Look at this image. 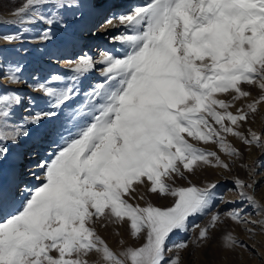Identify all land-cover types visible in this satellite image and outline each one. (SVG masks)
Segmentation results:
<instances>
[{"label":"snow or ice","instance_id":"obj_1","mask_svg":"<svg viewBox=\"0 0 264 264\" xmlns=\"http://www.w3.org/2000/svg\"><path fill=\"white\" fill-rule=\"evenodd\" d=\"M81 9L80 19L65 22V12L75 16ZM99 14L96 0H25L13 19L0 22V30L16 32L0 38L24 42L43 26L38 42L57 45L44 54L51 59L62 48L77 47L79 34L95 36L89 18ZM54 25L64 30L61 37L54 36ZM102 27L116 30L108 36L116 50H103L98 59L79 54L65 61L70 67L63 74L32 76L35 83L28 86L40 94L36 97L0 88V264H90L93 254L99 264H181L179 252L188 241L174 244L177 254L166 258L172 250L168 241L188 233L190 218L208 214L216 201L251 207L260 219H245L243 207L224 217L251 225L249 234L257 226L264 232V205L253 194L257 181L234 177L235 188L228 191L238 193L236 201L218 194L215 182L175 186L204 166L229 169L215 151L190 141L211 143L239 158L227 142L231 136L264 155L259 133L237 130L257 112L264 94L246 110H230L250 96L243 85L264 93V0H148L110 13ZM23 72L21 61L0 50V73L8 85L27 84ZM93 72L99 78L89 82ZM81 96L79 104L72 103ZM45 120L58 150L37 164L42 175H33L39 186L22 187L15 164L5 174L4 162L10 145L32 136ZM257 166L264 161L254 162L250 177ZM147 194L173 202L167 207L135 202ZM98 222L127 223L133 238L145 234L144 243L115 253L97 234ZM221 222L217 211L203 227L192 224L198 229L192 244L210 241ZM222 247L247 250L231 233L222 235Z\"/></svg>","mask_w":264,"mask_h":264},{"label":"rangeland","instance_id":"obj_2","mask_svg":"<svg viewBox=\"0 0 264 264\" xmlns=\"http://www.w3.org/2000/svg\"><path fill=\"white\" fill-rule=\"evenodd\" d=\"M24 2L25 0H0V22H6L13 19L14 17L12 16V12L21 7ZM78 2L88 3V0H78ZM111 9L112 8H109L108 12ZM76 13L78 12H75V16L77 15ZM64 15L66 17L65 22L71 23L72 20L70 19V16L73 15V12L67 11L64 13ZM106 18V16H101L98 21L104 22ZM42 27L43 26H41L40 29H34L31 33L26 35L24 42L17 41L15 43H8L7 41L0 38V50H3L8 59L18 60L22 62L24 66L23 75L27 80V84L18 85L17 87L7 85V82L4 83L0 81V88H16L19 91H22L23 93H26L33 97L39 96V93L30 94L29 92L31 88L28 85L35 83V81L32 79V76H37L43 79L50 73H66L70 66L64 65L63 62L61 64V62L59 61H71L74 60L77 55H79V53H77V55L75 54L76 56H74L75 51L73 50V48H62L59 52L58 57L49 59L44 54L49 50H56L57 45L52 43L44 44L38 42V33L40 30H42ZM16 30V27L5 26L2 28V30H0V36H2L3 34L14 33L16 32ZM52 31L54 36L57 38L61 37L64 34V30L60 26L54 25ZM82 35L83 33L79 34V42H81L82 40ZM41 57H43V63L39 62ZM98 73L96 74V76H98L99 78ZM0 77H2V73H0ZM97 80L98 79L95 78V75L91 74L89 82H96ZM242 87L243 90L250 92V96L237 101L234 104L233 108L230 109L234 114L236 108L246 110V105L248 103H251L254 100H258L260 95L264 94L258 87L255 86H249L245 84ZM221 98L229 100L230 96H223ZM82 99L83 97L81 96L80 98L74 100L72 103L79 104ZM262 104H264V101H261L259 104H257V112L255 114H250L249 120L244 123L242 127L238 128V131H241L245 135H248L249 130H251L252 132L259 133L261 135V138L264 139V117L260 122L259 115V109L261 108ZM22 110L23 109L20 110V114L24 115L25 113H23ZM33 110L37 111L39 109L34 108ZM226 139L227 142L232 145V147L236 148L241 153V156L239 158L226 156L219 151L217 146L211 143L203 144L195 141L190 142L195 143L197 147L204 148L207 151H215L224 163L229 164L228 170H225L223 168H212L209 166H204L202 170L197 171L196 175H188L186 173V175H188L187 181L177 179L175 186L186 187L188 186V182L190 181L192 184H195L198 187H203L206 183L215 182L217 184L216 191L218 194L223 195L226 201H236L238 199V193L235 190L228 191V189L230 188H235L233 178L236 177L242 179L246 183L251 182L254 179L255 175L259 174L261 171H264V166H258L259 168L256 169L255 174L251 177L249 176V172L252 170L254 162L264 161V155L261 154V149L255 147L254 145L246 146L236 137L228 136ZM23 140L24 139H22L18 145H20ZM57 150L58 146L54 149V152H56ZM25 153L26 152L24 151V156L27 155ZM6 164L7 161L4 162L3 169L5 168ZM40 183L41 182L37 183L36 185L39 186ZM256 188L253 194L261 203L264 204V189H262L263 191H257L258 189ZM141 191H143V189H141ZM247 191L251 192L252 190ZM146 201L151 202L155 206L167 207L171 206L173 198H161L156 195L147 194L144 201L135 202L140 203L141 206H144ZM241 207H244V205H241L239 203L222 204L219 201H216V204L208 214L190 218V231L188 233H177L176 235L171 236V239L168 241V247L172 250L170 252L166 251V258L175 256L177 254V250L173 247V245L179 243L181 240H185L188 241L189 247L179 252L181 264H261L259 257L255 254V250L251 249L246 243L248 239L251 238V234L248 233L247 227H245V225L243 224L238 225L235 222L224 217V213L229 211L230 209ZM217 211L221 214L222 222L219 223L218 227L211 232L212 239L208 242L200 243L199 246L193 245L192 240H194L198 236V229H193L192 224H198L203 227L209 221L212 212ZM95 228L97 234L115 253H119L127 247H139L144 243L145 234L141 233L139 238H133L130 235V230L127 223L120 225L106 223L104 227H101L100 223L98 222L95 225ZM227 233H231L235 239L247 245V250L240 247H235L231 251L225 250L222 247V235ZM255 233L257 235L256 239L258 240V242L256 241V239L254 241L260 247L261 239L264 234L261 233L260 230ZM96 264H99V258H97Z\"/></svg>","mask_w":264,"mask_h":264},{"label":"bare ground","instance_id":"obj_3","mask_svg":"<svg viewBox=\"0 0 264 264\" xmlns=\"http://www.w3.org/2000/svg\"><path fill=\"white\" fill-rule=\"evenodd\" d=\"M145 1L148 2V0H96V6L100 14L89 18L90 24L91 23L96 24V27L92 29V32L95 33V36L91 35L90 33L84 32L82 35L83 37H82L81 42L78 43L77 47L73 48V50L75 51L74 56H76L77 53L82 54V53L87 52L94 59H98L101 51L116 50L118 46L110 44L108 41V36L113 35L116 32V30L108 29L107 31H105L102 27L104 22L101 21L102 22L101 24V22L98 21L99 18H101V16L108 17V15L112 12H121V11L130 10L132 6L141 5V3L143 4ZM109 8H112V9L109 10L108 12ZM83 11L85 10L77 11L78 12L76 13L77 15L70 16V19L72 21L74 19H80L81 13ZM65 61H68V60H62L59 62H61V64L63 62L64 65L70 66L69 64L65 63ZM97 73L98 72L92 73V75H95L96 79H98V76H96ZM0 81L4 83L7 82L6 79H4L3 77H0ZM11 86L17 87L18 85H11ZM29 92L30 94L37 93V92H33L32 89H30ZM33 112H35V110H33ZM259 115H260V122H261L262 118L264 117V104H262L261 108L259 109ZM48 124H49V121L45 120L40 128L33 129L32 136L24 139L20 145H15V146L10 147L9 159L6 160L7 164L4 168V172L6 174L9 167L14 163L18 171L19 180L22 184V187L26 186V187L31 188V187L38 186L36 184L41 181L37 180L35 176H41L42 170L37 167V164L42 159H48L49 154L53 153L54 149L58 146L57 144H54L52 142V139L47 134ZM24 151L26 152L25 154H27L25 156L23 155ZM13 157H15V160H13ZM257 168L259 167L257 166ZM33 173H35V176L33 175ZM253 180L257 181V184L255 185V188L257 187L256 189H258L257 191L264 189V171H261L259 174L255 175ZM256 200L261 205H264L257 198ZM243 208H244V218L245 219H249V220L260 219L255 214V212L253 211L251 207L244 206ZM245 227L248 228V227H251V225H245ZM259 230L260 228L259 226H257L255 229V232H258ZM255 232L250 235L251 238L249 237L250 239H248L246 243L251 249L255 250V254L259 257L261 264H264V236L261 239V246L259 247V245H257L254 241L257 237ZM261 233L264 234V232L262 231ZM256 241L258 242L257 239ZM53 255H55V253H53ZM97 258L98 257H96L93 254V255H90L87 259L89 260L90 264H96Z\"/></svg>","mask_w":264,"mask_h":264}]
</instances>
